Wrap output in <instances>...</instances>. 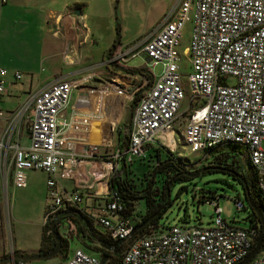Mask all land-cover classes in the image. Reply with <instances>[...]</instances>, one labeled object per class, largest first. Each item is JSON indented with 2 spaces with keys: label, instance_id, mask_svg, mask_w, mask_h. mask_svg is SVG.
<instances>
[{
  "label": "built area",
  "instance_id": "obj_1",
  "mask_svg": "<svg viewBox=\"0 0 264 264\" xmlns=\"http://www.w3.org/2000/svg\"><path fill=\"white\" fill-rule=\"evenodd\" d=\"M187 22L189 42L182 53L187 56L188 72L182 79L177 49ZM81 26L85 28L83 23ZM137 46L135 50L113 51L110 61L117 63L124 56L132 58L140 53L152 64L160 62L162 69L146 89L136 91L140 94L124 149L104 160L107 173L118 168V157L125 162L143 157L146 144L155 143L179 156L174 152L178 140L174 131L180 130V144L187 151H200L202 160L208 158L209 150L223 145L242 149L264 202V150L260 146L264 139V0H178ZM6 75L7 70L0 68V101L6 91ZM13 76L21 80L23 74L16 71ZM76 86L57 79L40 90L27 92L9 112L0 141L2 187L6 191L9 180L15 187H24L27 170L44 172L43 219L59 223L61 219L63 225L69 221L58 219L61 211L77 210L82 196L78 189H59L57 178L67 177L81 158L94 160L98 152L96 144L82 137L88 117L97 114L72 111L68 121L60 120ZM23 126L28 136L26 147L11 141L14 131ZM233 203L236 210L245 209L239 199H233ZM211 204L213 218L207 226L174 223L150 227L133 237V220L120 215L121 206L108 190L90 217L119 249V259L112 264H236L251 250L258 228L226 222L220 216L218 200ZM246 218L249 220L248 214ZM60 235L67 237L66 232ZM64 264L107 263L76 247L65 256ZM245 264H264V242Z\"/></svg>",
  "mask_w": 264,
  "mask_h": 264
},
{
  "label": "crops",
  "instance_id": "obj_2",
  "mask_svg": "<svg viewBox=\"0 0 264 264\" xmlns=\"http://www.w3.org/2000/svg\"><path fill=\"white\" fill-rule=\"evenodd\" d=\"M177 1L135 0L130 9L139 11L140 16L154 15L152 32ZM111 4L112 0H0V68L7 70L6 91L0 101V108L4 111V117L0 118V141L4 139L9 112L24 100L27 92L40 90L57 79L77 85L70 92L60 120L68 121L72 111L97 114L88 117L82 137H86L88 143L96 144L98 152L94 160L79 159L67 177L57 178V185L66 191H80L82 201L77 208L86 216L104 200L108 192V176L111 173H107L109 170L103 162L112 152L101 153L100 148L110 146L115 139L117 142L123 139L120 131L113 132V126L116 124L118 127L125 102L140 91L139 87L131 89L124 84L138 79L145 80L149 86L155 79L142 66L127 65L128 60L142 55L140 53L132 58L124 56L117 63L110 61L113 51L138 49L137 43L141 40L131 46L119 43L115 23L111 20ZM75 10L79 11L77 15H73ZM144 59L146 61V57ZM16 71L23 74L21 80L14 79ZM73 90H76V95L72 100ZM131 114L125 128L129 125ZM15 131L11 141L26 147V126ZM68 132L73 133L72 130ZM116 150L119 149L115 148L114 152ZM3 191L6 192L5 188ZM56 225L59 226V222ZM62 232H67L66 228ZM39 244L40 237L29 252L26 248L19 250L14 247L10 253L37 254ZM67 248L63 250L64 256L67 255ZM18 261L23 264L18 259L11 264Z\"/></svg>",
  "mask_w": 264,
  "mask_h": 264
},
{
  "label": "rangeland",
  "instance_id": "obj_3",
  "mask_svg": "<svg viewBox=\"0 0 264 264\" xmlns=\"http://www.w3.org/2000/svg\"><path fill=\"white\" fill-rule=\"evenodd\" d=\"M134 1L135 0H112V6L111 9H109L111 12V20L115 23L116 28H118L116 39H118L122 46L125 44L131 46L133 42L135 43V41L142 39L150 32L154 24V22L151 24V21L154 20V15L140 16L139 11L130 9V6ZM134 11H136L135 14L133 13ZM189 35L190 25L187 22L182 29L177 49L180 59L179 65L182 79L188 72L187 56L182 53V49L188 46ZM127 65L130 67L142 66L150 72L153 79L160 75L162 69V64L160 62L152 64L150 61H145L142 55L128 60ZM228 81L230 82V80ZM124 85L131 89L139 87V90L148 87L145 80L140 81L138 79L130 81L129 84L126 82ZM75 95L76 90H73L71 95L72 100L75 98ZM132 97L125 102V107L118 120V127L116 128V124L113 126V132L120 131L121 136L126 133L125 125L135 106H131ZM183 102H185V100ZM183 107L184 104L181 109ZM174 132V138L176 137L178 139L176 141V151L174 150V152L178 154L179 157H182V160L186 163L187 169L195 170L198 167L205 166L208 161L206 159L202 160V153L200 151H187L186 147L180 144V130H175ZM122 141L125 142V139L121 138L120 142H117L115 139L111 142L110 146H101L100 152L105 154L113 153L115 148L120 149L118 144H121ZM260 146L264 150V139L261 141ZM241 152L246 158L242 149ZM162 155L163 154H161V156ZM243 156L242 158L245 159ZM146 157L144 160H139L136 157L132 158V162L128 165V169L130 170L128 176L130 178L136 179L146 170L147 164L145 160L148 159ZM116 161L119 165L120 158L118 157ZM227 163L230 165V163L233 162L227 160ZM250 171L252 172V170ZM163 176L164 173L156 174L155 179L162 178ZM2 178L3 173L0 171V259L12 254L10 252L14 247L19 250H24V248H26V251L29 252V248H33L39 237H41L42 232L45 237L44 242L41 245L42 249L47 251L50 250L51 243L50 237H47L48 230L43 226L44 223L48 224L51 221L43 219V211L46 204L45 173L37 169L27 170L26 186L15 187L11 184V180H9L6 192H4L2 188ZM134 184L139 186L138 181H135ZM179 187H181L179 193L174 196V192ZM208 193H214L219 196L218 206L221 209V218L237 227H247V209L236 210L234 203L232 202V199L235 196H238L243 201L244 205H246L241 187L236 180L221 173L205 174L202 176H196L190 181L175 183L171 190L172 204L158 220V225L168 226L174 223L185 224V226L188 227L195 225H209L213 218V206L211 203L202 201V199L206 198ZM142 207L143 202L141 200L135 202L134 208L139 214L143 212ZM63 228H66L67 231L66 238H63L60 235L63 233ZM93 230L96 233L102 232V229L99 226H95V229ZM54 231L59 239L62 238L65 240L66 246L62 250H59L54 256L44 259L26 260L23 261V264H64L65 256L63 255V250H65L67 246V254L71 252L73 247H81L87 252L93 254L100 249L97 243L90 241V239L80 233L76 226V220L72 223L70 222L63 225L60 219L59 226L56 225ZM2 248L4 249L3 251Z\"/></svg>",
  "mask_w": 264,
  "mask_h": 264
},
{
  "label": "trees",
  "instance_id": "obj_4",
  "mask_svg": "<svg viewBox=\"0 0 264 264\" xmlns=\"http://www.w3.org/2000/svg\"><path fill=\"white\" fill-rule=\"evenodd\" d=\"M116 33H118V28H116ZM138 97L139 93H136L133 96L131 103L132 107L135 105ZM126 129V133L122 136L124 137L123 139L127 138L129 125L126 126ZM124 146L125 142L122 141L121 144H119V151H122ZM143 149V157H138L137 159L144 160L146 156L148 159L145 160L147 168L141 176L136 179L130 178L128 176L130 172L128 165L132 162V160L125 162L121 157L118 168L114 169L108 178L109 194L113 195L120 204V215L130 217L133 220V237L146 232L150 227L156 228L160 226L158 225V220L172 204L171 190L175 183L190 181L196 176H202L205 174L221 173L236 180L241 187L245 201L247 193L260 213L264 215V202L256 191L254 172L248 160L242 155L239 147L234 145H223L209 150V156L206 159L208 162L205 164L206 169L194 177H189L185 174V172L192 170L187 169L186 163L182 160V157L175 155L168 149L151 144H146ZM161 154L163 155L161 156ZM242 156L245 159H243ZM227 160L233 163H230L229 165ZM250 170H252V172ZM159 173H164V176L162 178L155 179L156 174ZM135 181L139 182V186L134 184ZM180 189L181 187L176 189L174 196L179 193ZM218 198V195L208 193L206 198L202 199V201L211 203L214 200H218ZM233 199H239L243 203L238 196H235ZM140 200L143 202V212L139 214L135 211L134 206L135 202ZM244 206V208L248 211L247 214L249 217V220L246 218L247 226H257V232L260 233V225L257 215L254 211H252L247 203ZM61 212L65 215H59L58 219L65 217L69 223L76 220V226L80 233L90 239V241H94L99 245L100 249L95 253V255L101 263L112 264L118 261L120 252L116 243L111 241L105 232L102 231L96 233L93 230L95 229V226L98 225L92 224L93 220L91 217L84 215L75 208H67L65 211ZM57 223L58 222H56V224ZM56 224L53 227L54 230L56 229ZM43 226L46 227V230H48L47 237H50L52 248L54 247V241L50 236L49 223H44ZM44 238L45 237L42 232L40 237L39 253L47 251L42 249L41 246L44 242ZM60 242L63 249L66 246V242L62 238H60Z\"/></svg>",
  "mask_w": 264,
  "mask_h": 264
},
{
  "label": "water",
  "instance_id": "obj_5",
  "mask_svg": "<svg viewBox=\"0 0 264 264\" xmlns=\"http://www.w3.org/2000/svg\"><path fill=\"white\" fill-rule=\"evenodd\" d=\"M78 12H79L78 10H75L73 12V15H77ZM146 61H149V59L146 58ZM205 169H206L205 166H201L195 170L187 171V172H185V174L189 177H194L197 174L204 171ZM246 203L252 209V211H254V213L257 215V217L259 219L260 233L257 236V238L255 239L253 248L248 252V254L240 262H238L236 264H245L246 262H248L253 257V255L258 251L261 244L264 242V215H262L260 213V211L257 209V207L255 206V204L253 203V201L251 200V198L248 196L247 193H246ZM55 222H56V219H52L49 222L50 236L52 237V239L54 241V247L51 250L43 252V253L32 254V255H26V254H22V253H20V254L12 253L6 257L1 258L0 264H4L6 262H12L13 260H16V259L26 261V260H33V259H44V258H48V257L56 255L60 250L61 242H60V239L57 236V234L53 228L55 225Z\"/></svg>",
  "mask_w": 264,
  "mask_h": 264
},
{
  "label": "flooded vegetation",
  "instance_id": "obj_6",
  "mask_svg": "<svg viewBox=\"0 0 264 264\" xmlns=\"http://www.w3.org/2000/svg\"><path fill=\"white\" fill-rule=\"evenodd\" d=\"M52 248H53V247H52ZM52 248H51V249H52ZM51 249H50V250H51ZM60 250H62V246L60 247ZM6 263L11 264V262H6Z\"/></svg>",
  "mask_w": 264,
  "mask_h": 264
},
{
  "label": "bare ground",
  "instance_id": "obj_7",
  "mask_svg": "<svg viewBox=\"0 0 264 264\" xmlns=\"http://www.w3.org/2000/svg\"><path fill=\"white\" fill-rule=\"evenodd\" d=\"M143 55V54H142ZM144 56V55H143ZM145 57V56H144ZM147 58V57H146Z\"/></svg>",
  "mask_w": 264,
  "mask_h": 264
},
{
  "label": "clouds",
  "instance_id": "obj_8",
  "mask_svg": "<svg viewBox=\"0 0 264 264\" xmlns=\"http://www.w3.org/2000/svg\"><path fill=\"white\" fill-rule=\"evenodd\" d=\"M203 165V164H202Z\"/></svg>",
  "mask_w": 264,
  "mask_h": 264
}]
</instances>
